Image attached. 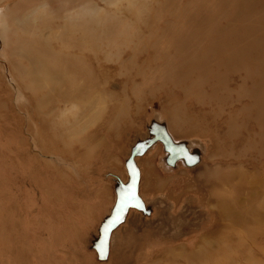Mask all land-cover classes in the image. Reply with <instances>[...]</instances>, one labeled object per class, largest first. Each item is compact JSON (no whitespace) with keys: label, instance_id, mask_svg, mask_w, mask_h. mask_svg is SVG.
Masks as SVG:
<instances>
[{"label":"rangeland","instance_id":"1","mask_svg":"<svg viewBox=\"0 0 264 264\" xmlns=\"http://www.w3.org/2000/svg\"><path fill=\"white\" fill-rule=\"evenodd\" d=\"M0 20V264H264V0H0ZM152 120L199 162L135 157L144 209L100 259Z\"/></svg>","mask_w":264,"mask_h":264},{"label":"water","instance_id":"2","mask_svg":"<svg viewBox=\"0 0 264 264\" xmlns=\"http://www.w3.org/2000/svg\"><path fill=\"white\" fill-rule=\"evenodd\" d=\"M147 129L148 137L138 141L131 148L129 157L125 161L128 180L126 183L117 182L115 190L116 197L111 214L103 219L98 229L99 237L95 241L94 249L100 259L105 258L108 236L111 229L121 221L127 208L135 207L137 209H144V205L137 192L139 168L136 164L135 157L142 155L147 148L156 142H160L165 153L164 161L170 166H174L178 161H181L188 167L199 162V151L197 149L190 151V145L187 141H174L167 131L165 123L152 120ZM129 188H131V195L134 198H126Z\"/></svg>","mask_w":264,"mask_h":264},{"label":"bare ground","instance_id":"3","mask_svg":"<svg viewBox=\"0 0 264 264\" xmlns=\"http://www.w3.org/2000/svg\"><path fill=\"white\" fill-rule=\"evenodd\" d=\"M8 8V7H7ZM185 13V12H184ZM32 15V14H31ZM2 19H3V17H2ZM180 20V19H179ZM1 21V20H0ZM195 21V20H194ZM8 23V22H7ZM175 23V22H174ZM178 23V22H177ZM176 23V24H177ZM5 27V26H4ZM3 27V28H4ZM10 29V28H9ZM2 30V29H1ZM1 33V32H0ZM2 35V34H1ZM83 35H85V33L83 34ZM84 37V36H83ZM4 38V37H3ZM1 43V42H0ZM186 43V42H185ZM11 47V46H10ZM20 47V46H19ZM12 48H14V47H12ZM15 49V48H14ZM25 50V49H24ZM164 50V49H163ZM15 53V52H14ZM24 64V63H23ZM20 65V64H19ZM30 68V67H29ZM33 68V67H32ZM43 68V67H42ZM23 69V68H22ZM28 69V68H27ZM44 70H45V68H44ZM24 71V70H23ZM14 72V71H13ZM27 71H25V73H26ZM34 72V71H33ZM36 80H38V79H36ZM34 81V80H33ZM49 81V80H48ZM41 83V82H40ZM38 97V96H37ZM74 98V97H73ZM264 98V97H263ZM47 134V133H46ZM46 137H47V135H46ZM57 138H59L58 136H57ZM60 140V139H59ZM224 172H226V171H224ZM228 172V171H227ZM220 173V172H219ZM219 173H218V175H219ZM223 174V173H222ZM225 176H229V177H231L232 175L231 174H229V173H227V174H224L223 176H222V178L223 177H225ZM217 177V176H216ZM262 184H256L255 182H253L252 184H250V185H248L247 184V186H248V188H250V190L252 191L253 190V192H256L255 190H256V188L258 189L259 187L258 186H261ZM241 196V195H240ZM237 197V196H236ZM244 198H246V197H244ZM243 199V198H242ZM248 199V198H247ZM216 201V204L217 205H219V204H221V205H223L224 203L222 202V201H219L218 199L217 200H215ZM252 211H254V212H257L258 211V209H256V208H252ZM232 215V214H231ZM260 217H262V218H264V213H262L261 211L259 212V215H258V217H257V219H259ZM255 234H257V232L255 233ZM251 236H253V235H251ZM256 248H254V250H259V251H257V252H259L260 254H262L263 256H264V246L262 245L261 246V244H258L257 245V243H256V246H255ZM112 250V249H111ZM241 252V251H240ZM173 253V252H172ZM252 261H253V259H252ZM251 260H250V262H252ZM255 262V261H254ZM253 262V263H254ZM194 263V262H193ZM257 263V262H256Z\"/></svg>","mask_w":264,"mask_h":264},{"label":"snow or ice","instance_id":"4","mask_svg":"<svg viewBox=\"0 0 264 264\" xmlns=\"http://www.w3.org/2000/svg\"><path fill=\"white\" fill-rule=\"evenodd\" d=\"M126 198H134V197H132V195H131V188H129L128 196H127ZM106 230H107V229H106Z\"/></svg>","mask_w":264,"mask_h":264}]
</instances>
